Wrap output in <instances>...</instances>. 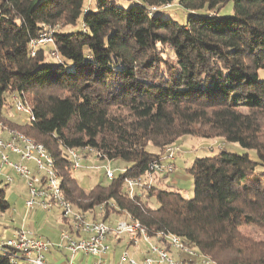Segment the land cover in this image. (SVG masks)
I'll use <instances>...</instances> for the list:
<instances>
[{"label":"trees","instance_id":"16d2710c","mask_svg":"<svg viewBox=\"0 0 264 264\" xmlns=\"http://www.w3.org/2000/svg\"><path fill=\"white\" fill-rule=\"evenodd\" d=\"M116 1L91 10L87 0H0V120L46 148L75 210L101 221L128 216L216 264H264V0ZM229 3L231 15L220 16ZM173 4L188 13L184 24L158 15ZM48 32L52 44L31 48ZM12 95L32 121L3 117ZM185 136L237 144L258 162L224 150L193 160L191 199L154 185L143 192L157 208L142 194L129 198L125 180L145 177ZM85 147L127 166L84 190L66 152ZM8 208L0 190V212ZM246 227L262 239L244 236Z\"/></svg>","mask_w":264,"mask_h":264},{"label":"built area","instance_id":"2783aa9c","mask_svg":"<svg viewBox=\"0 0 264 264\" xmlns=\"http://www.w3.org/2000/svg\"><path fill=\"white\" fill-rule=\"evenodd\" d=\"M51 34H41L37 40L31 42V48L52 44ZM10 100L15 112L24 113L28 120H33L30 108L17 95L10 96ZM175 150L171 146L164 148L160 160L149 164L145 177L125 180V190L129 198L138 194V190L151 187L150 178L153 175H165L173 171ZM66 156L70 171L82 168L83 160L89 156L103 161L101 153L90 147L68 150ZM104 175L107 181L115 177L114 171L109 168L105 169ZM0 178L7 185L12 184L15 178L24 181L27 190L24 207L27 211L35 207L47 212L57 208L62 219L57 243L52 244L36 237L28 230H17L11 238L2 241L0 256L6 258L10 264H49L46 255L51 248L67 251V264H75L74 260L79 255L93 258V264H216L186 244L179 236L162 231L150 232L128 216L101 221L93 219L91 213L75 210L62 193L59 171L46 148L11 129L2 120ZM108 207L115 208V205L109 202ZM94 209L96 213L102 214L105 204ZM99 213L96 216H99ZM120 239H125V245L141 256L140 261H137L127 248L121 251L116 260L110 258V242Z\"/></svg>","mask_w":264,"mask_h":264},{"label":"rangeland","instance_id":"374dc122","mask_svg":"<svg viewBox=\"0 0 264 264\" xmlns=\"http://www.w3.org/2000/svg\"><path fill=\"white\" fill-rule=\"evenodd\" d=\"M135 1L136 0H117L116 3L123 8H128ZM87 2V9L95 10L96 0ZM157 13L163 19H172L179 24H184L188 17V13L181 9L177 4L163 7L162 10ZM231 13L232 4L229 3L220 11L219 15L227 16L231 15ZM70 30L73 29L68 28L65 31ZM167 54L171 56V53L168 50ZM51 61L52 60L49 62ZM260 77L264 79V71L260 72ZM6 103V106L1 110L4 118L17 124L27 122V115L15 112L10 98L6 99ZM171 147L176 149L172 161V164L174 165L173 171L165 175H153L150 179L152 185L157 188L179 193L185 199H191L193 197V179L187 170L194 159L212 157L218 152L225 150L239 156L247 155L251 161L258 162L255 151L245 150L237 144L225 143L219 139L207 140L198 137L185 136L182 137L176 145ZM148 150L152 153L157 152V150L152 147H149ZM126 166L127 164L119 160L100 161L89 156L83 160L82 168L76 171H71V176L75 179L80 188L91 190L97 184L108 183L104 175L106 168L113 170L115 176H117ZM257 171L263 172L260 168H258ZM0 190L5 192V200L9 203V208L4 212H0V242L12 237L17 230H28L32 235L49 241L52 244L58 241L60 226L62 224L60 217L61 212L59 209L54 208L47 212L39 207H35L34 209L27 211L24 207V202L27 198V190L24 181L19 178H15L14 182L10 185H7L1 180ZM136 193L142 194L144 198L143 201H147V204L150 207H158V203L154 198L145 199L146 194L143 190H138ZM241 233L244 236L251 237L255 240L262 239L261 234L252 227L241 229ZM117 251V255H120L122 249L120 248ZM59 254L61 255V258L63 257L62 260H65L64 255L69 257L67 251L62 250ZM136 260L140 261L138 258H136ZM74 261L75 264H93V258L85 257L83 255H79Z\"/></svg>","mask_w":264,"mask_h":264},{"label":"crops","instance_id":"0c3cea01","mask_svg":"<svg viewBox=\"0 0 264 264\" xmlns=\"http://www.w3.org/2000/svg\"><path fill=\"white\" fill-rule=\"evenodd\" d=\"M2 179L0 178V181H1ZM4 197H5V192H4ZM62 220V219H61ZM59 226H60V223H59ZM62 229V224H61V226H60V230ZM11 238V237H10ZM2 242V241H1ZM0 242V243H1ZM57 243V242H56ZM110 245H111V252H110V258L112 257L114 260H116L117 259V257H118V249H122V250H124V249H128V251H130V253L134 256V258H138V259H140L141 258V256L137 253V252H135V250L133 249V248H131V247H128L127 245H125V239H120V240H117V241H114V240H112L111 242H110ZM64 251V250H63ZM62 252V250H57V249H54V248H51L50 250H49V252H48V254L46 255V259H47V261H48V263L49 264H67L66 263V258H67V256L66 255H64V259L65 260H62L63 259V257L61 258V255L59 254V253H61Z\"/></svg>","mask_w":264,"mask_h":264}]
</instances>
